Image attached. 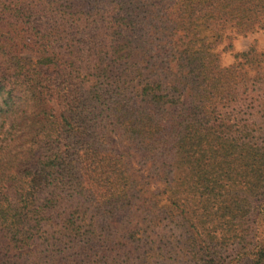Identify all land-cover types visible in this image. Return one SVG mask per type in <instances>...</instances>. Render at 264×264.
I'll return each instance as SVG.
<instances>
[{"label":"trees","instance_id":"obj_1","mask_svg":"<svg viewBox=\"0 0 264 264\" xmlns=\"http://www.w3.org/2000/svg\"><path fill=\"white\" fill-rule=\"evenodd\" d=\"M171 1L0 0V127L13 117L0 264H127L113 228L138 212L200 264H223L211 245L252 235L245 220L264 226L263 124L246 115L264 100V54L192 66L200 43L263 31L264 0ZM249 85L247 105L233 92ZM111 135L163 190L144 197ZM239 254L264 264V241Z\"/></svg>","mask_w":264,"mask_h":264},{"label":"rangeland","instance_id":"obj_2","mask_svg":"<svg viewBox=\"0 0 264 264\" xmlns=\"http://www.w3.org/2000/svg\"><path fill=\"white\" fill-rule=\"evenodd\" d=\"M153 6H170L173 4L171 0H150ZM2 21L0 20V25ZM192 35V34H191ZM207 35H209L207 33ZM181 40L178 41V40ZM211 39V37H210ZM210 39L208 40L209 42ZM186 32L181 31L178 33L176 37L177 46L181 49L182 43L186 42ZM211 47L208 50L205 47ZM26 47V46H25ZM24 46H19V51L21 57H32L36 58L34 53H31L26 50ZM198 47H204L199 49L200 56L192 62L193 69H205L208 65L213 64L211 59L208 56L209 53L215 55L218 61V66L220 69H231L236 66L239 54H243L248 52L249 49H255L257 53L264 54V30L256 31L250 33L245 36L235 35L233 32L227 31L221 34V39L219 42L215 44H209L203 46L202 43L198 45ZM64 59L66 61H74L76 65H81L83 67L82 74L86 75L88 73V69L86 71V67L83 64H79L76 61V58H73V55L64 54ZM143 66L144 63L140 62ZM175 63H171V67H174ZM203 67V68H202ZM235 70H232L234 72ZM144 75L149 77V71L144 72ZM207 77L205 75H201L199 80ZM222 77H224L222 75ZM150 78V77H149ZM152 81L156 78H150ZM252 84V83H251ZM256 87L249 85L248 90L244 89L235 90L233 92L239 95V98L242 101H246L248 105L253 97H255L256 93L252 92ZM186 100V98H185ZM252 114L255 118L259 119V123H262L261 131L264 135V100L261 101V104L257 105L256 108H253V111H247L246 115ZM13 117L10 116L3 123L4 125L0 127V168L4 166H8L9 161H11V154L13 149H11L10 145V135H9V127ZM1 123V122H0ZM110 146L111 148L118 154L124 155V160L127 163V166L134 177V180H139L147 184V193L144 197L149 198L151 194L155 191L163 190L164 186L156 181L154 178H149L145 169H141L137 165L136 155L130 153L128 149V145L119 137L111 135L110 136ZM14 146V143H13ZM223 187L227 186L226 181L222 180L220 182ZM136 214L135 222L130 225H116L114 226V231L117 233V239L120 235L119 245H123V248L119 247V254L121 257H124V261L126 256L130 259V262L127 264H200L195 258H191L184 250V245L182 243L173 244V239H169L171 236L167 233L168 228H159L154 232L151 229H148L147 225L143 224L142 216ZM248 221L244 223V227L253 226L255 229L252 235L247 236L244 234L243 236H235V238L226 239L223 242L215 243L211 245L215 248V251L219 253L220 261L223 264H234L238 261V254L243 256L244 253L248 249H252L254 245H256L259 241H264V226L261 225V221ZM123 261V263H124ZM241 264H248L247 260Z\"/></svg>","mask_w":264,"mask_h":264}]
</instances>
